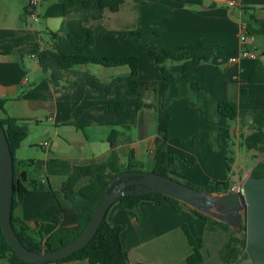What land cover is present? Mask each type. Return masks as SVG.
I'll list each match as a JSON object with an SVG mask.
<instances>
[{
  "label": "crops",
  "instance_id": "obj_1",
  "mask_svg": "<svg viewBox=\"0 0 264 264\" xmlns=\"http://www.w3.org/2000/svg\"><path fill=\"white\" fill-rule=\"evenodd\" d=\"M236 1L230 6L229 0H124L118 11L106 8L102 18L89 20L87 26L103 29L87 52L137 55L144 81L162 80L150 49L178 51L169 63L175 80L166 93L159 85L156 92H146V107L138 110L135 103H128L123 112L108 114V100L122 99L131 92L127 83L114 85L108 96L88 86L84 98L76 103L57 97L40 65L39 53L47 46L54 45L62 53L77 52L64 34L51 40V32L64 19L63 3L42 0L40 20L33 22L26 13L29 0H0V98L6 99L0 115L17 118L29 129L15 152L18 168L27 172L29 191L17 202L14 217L28 223L38 238V232L44 239L53 233L59 227L56 217L63 215L54 191L60 190L76 165L89 164L110 152L108 138L113 129L121 132L118 149L123 165L139 163L141 167L134 170L145 171L150 164L152 171L156 139L168 130V166L173 156L186 160L180 173L170 169L171 175L199 186L211 179L225 180L229 121L218 111V103L233 99L240 109L264 110V0ZM79 5L77 0H68L69 8ZM243 25L248 27L245 44L239 38ZM195 42L204 45L180 48ZM244 47L257 55L231 61ZM190 51L209 59H191V69L184 71ZM78 68L95 73L102 81L130 73L127 65ZM241 122L232 121L230 128L236 158L233 187L240 175L236 166L242 146L246 148L240 139ZM87 182L82 179L80 186ZM139 209L140 219L129 218L120 202L107 213L110 224L124 225L121 241L129 264H186L192 246L184 225L195 239L203 238V264L207 261L205 246L213 241L218 243L219 263L227 264L220 256L228 239L225 232L219 227L208 229L206 220L194 215L190 206L175 209L166 200H142ZM242 257L231 264L252 261ZM48 264L92 263L72 259Z\"/></svg>",
  "mask_w": 264,
  "mask_h": 264
},
{
  "label": "trees",
  "instance_id": "obj_2",
  "mask_svg": "<svg viewBox=\"0 0 264 264\" xmlns=\"http://www.w3.org/2000/svg\"><path fill=\"white\" fill-rule=\"evenodd\" d=\"M64 6V19L57 31L51 32V40L56 39L60 34L66 35L72 45L76 48L75 53H62L58 51L56 46H47L39 53V62L43 71L47 74L55 93L59 99L73 100L76 103L84 98L86 88L88 86L97 89L101 94L108 96L114 85L120 82L128 84L131 92L122 99L107 101L106 112L108 114H117L123 112L128 103H135L138 110L147 106L145 102V94L147 91L156 92L158 86L161 85L163 93H166L170 84L175 80V76L169 65L178 54L176 49L165 48L158 50L150 49V56L154 59L158 69L162 73V80L144 81L139 76L140 60L134 54H103L94 55L87 52L96 42V35L102 27L91 28L86 25L89 20L100 19L104 15L106 8L111 11H118L124 0H77L80 5L75 8H69L68 0H60ZM204 45L203 42H195L183 45L181 49H193L194 47ZM203 58L208 60V56L200 57L195 51H190L185 56L183 64L184 71L191 69V59ZM88 64H98L106 67L127 65L130 73L127 76L115 77L110 81H102L95 73L89 70H81L78 67ZM6 99L0 98V112L5 109ZM218 111L228 119L227 129V177L225 180L211 179L207 185L199 186L190 182L182 181L177 176L170 174V169H174L177 174L180 173L182 163L177 156H173V163L168 166V153L166 144L170 139L167 133L163 138L156 139L155 147V166L152 171L159 174L171 176L197 189L206 190L213 193H226L232 190L234 181L232 179L233 164L235 162V153L232 149L231 122L240 119L252 128V132L243 136L244 145L248 150H259L264 152V110H247L240 109L237 102L233 99H227L218 103ZM1 122L4 126L7 139L14 155V198L13 210L17 202L22 200L25 193L29 191L27 183V172L20 170L15 159L16 149L22 141L28 136V126L19 119L0 115ZM167 127V125H166ZM118 129H113L109 135L111 144L110 152L98 160H94L89 164L76 165L68 178H66L59 191H54L56 199L62 210V217H56L55 221L59 227L45 239L38 232L35 234L28 223L20 221L12 216L13 226L18 238L22 243L33 251L54 250L63 245L72 242L85 228L88 221L93 216L95 209L103 196L109 182L118 174L125 170H133L140 168L139 163H128L123 165L120 162L118 137L120 135ZM26 164L28 162H25ZM255 176H264V161H260L252 170ZM88 179V182L80 186L82 179ZM129 179L123 177L119 182ZM113 184L111 187L114 188ZM52 189V188H50ZM142 200H153L162 202L166 200L170 202L175 209H181L188 206L185 203L166 196L158 192H146L141 194H127L121 196L116 202H120L124 211L132 219H140L141 212L139 203ZM194 215L203 217L206 220L207 228L216 227L229 230V237L223 247L220 249L221 259L227 264H231L239 260L243 255L249 258L245 250L246 237L238 236L235 231L227 223L214 219L205 215L201 211L191 208ZM188 240L192 246V252L187 257L186 264H203L204 256L201 251L203 246V238H194L186 225L183 226ZM124 225H112L107 221V215L103 219L94 237L82 249L74 252L68 257L57 261H65L72 259H87L92 264H129L128 252L124 249L121 241V233ZM244 229L242 226L241 230ZM46 262L43 264H48ZM0 264H35L21 259L13 250L11 244L5 237L0 225Z\"/></svg>",
  "mask_w": 264,
  "mask_h": 264
},
{
  "label": "water",
  "instance_id": "obj_3",
  "mask_svg": "<svg viewBox=\"0 0 264 264\" xmlns=\"http://www.w3.org/2000/svg\"><path fill=\"white\" fill-rule=\"evenodd\" d=\"M14 170V155L0 118V225L15 253L28 262L43 264L68 257L89 243L121 196L158 192L229 224L235 231L244 226L249 258L254 264H264V176L250 173L238 190L213 193L154 171L125 170L109 182L93 216L72 242L54 250L33 251L18 238L12 222ZM123 177L129 179L119 182Z\"/></svg>",
  "mask_w": 264,
  "mask_h": 264
},
{
  "label": "rangeland",
  "instance_id": "obj_4",
  "mask_svg": "<svg viewBox=\"0 0 264 264\" xmlns=\"http://www.w3.org/2000/svg\"><path fill=\"white\" fill-rule=\"evenodd\" d=\"M252 132V128L246 124L242 123L240 125V139L243 141V136ZM264 161V152L259 151L256 149L253 150H248L244 146H242V153L240 157V162L236 166L237 169L240 172L239 177L236 179L237 186L242 185L246 177L252 173V170L254 169L255 165L260 162ZM151 169L150 164H148L145 168V171H149ZM240 187V186H239ZM233 190V189H232ZM220 228V227H219ZM222 231L225 232L226 238L229 237V230H226L224 228H220ZM238 236L243 237L245 234L244 229L237 230ZM217 241H213L212 243H209L207 246H205V253H206V263L205 264H221L219 263V256L217 253ZM241 260H251L250 258L247 257H242ZM249 264H254L252 261Z\"/></svg>",
  "mask_w": 264,
  "mask_h": 264
},
{
  "label": "built area",
  "instance_id": "obj_5",
  "mask_svg": "<svg viewBox=\"0 0 264 264\" xmlns=\"http://www.w3.org/2000/svg\"><path fill=\"white\" fill-rule=\"evenodd\" d=\"M41 1L42 0H29V3H28V6L26 8V13H27V16L30 18L31 21L33 22H38L40 20V14H39V7H40V4H41ZM229 5L230 6H235L237 4V1L236 0H229ZM247 25H243L242 26V30L240 32V41L245 44L248 42V36H247ZM257 54L254 50L252 49H249L247 47H244V49L242 50L240 56H234L231 58V61H237L239 57H255ZM45 145H48L49 142L46 141L44 142ZM241 187V185H240ZM239 186H235L233 187L232 189L233 190H238L240 188Z\"/></svg>",
  "mask_w": 264,
  "mask_h": 264
}]
</instances>
